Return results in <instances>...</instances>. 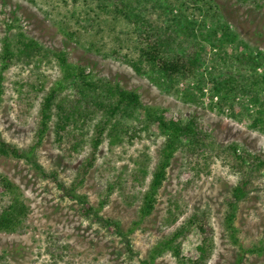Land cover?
Masks as SVG:
<instances>
[{"label":"rangeland","instance_id":"374dc122","mask_svg":"<svg viewBox=\"0 0 264 264\" xmlns=\"http://www.w3.org/2000/svg\"><path fill=\"white\" fill-rule=\"evenodd\" d=\"M124 2L134 13H125ZM179 17L193 22L197 32L198 27L210 31L208 62L199 72L204 78L212 71L213 56L222 52L235 56L240 44L264 53V0H0V68L5 39L16 45L23 34L42 46L30 61L15 57L3 74L0 134L6 142L24 151L36 142L43 101L63 79L61 53H66L68 63L86 67L95 80L136 92L143 106L163 109L169 117L195 120L213 141L194 156L183 149L175 153L154 211L141 218L144 195L167 138L138 125L117 144H110L106 136L94 166L84 174L96 125L102 124L105 114L95 103L90 105L87 125L82 126L81 119L76 127L81 143L75 151L71 148L75 138L68 137L62 144L57 140L54 107L49 129L35 151L37 163L50 177L42 176L26 160L0 155V173L19 187L29 209L19 231L0 232V264H147L157 245L195 216L198 225L212 234L207 264H264V252L249 253L264 248V175L254 181L237 208L235 226L242 251L225 229L232 191L241 179L231 166L228 147L237 144L252 153H264V134L232 118L231 108L224 113L215 109L219 99H212L207 82L197 93L198 102L186 101L184 89L194 90L199 75L178 83L163 81L161 86L131 65L130 60L141 58L146 31L163 34ZM225 26L237 36L236 42L223 39ZM73 92L67 86L59 90L56 103L72 107ZM237 100L244 99L239 95ZM258 109L253 103L247 107L252 114ZM140 168L146 169L145 176L138 174ZM72 184L86 205L66 194ZM84 206L119 222L128 237L86 217ZM187 249L189 258L192 245ZM152 264L179 261L167 251Z\"/></svg>","mask_w":264,"mask_h":264},{"label":"trees","instance_id":"16d2710c","mask_svg":"<svg viewBox=\"0 0 264 264\" xmlns=\"http://www.w3.org/2000/svg\"><path fill=\"white\" fill-rule=\"evenodd\" d=\"M122 6L126 10L125 13H134L131 5H128L127 2H124ZM184 21L180 17L175 18L171 25L167 26V32L163 34L158 31H146L147 37L143 36L144 42H141L140 60L137 62L130 60L134 70L138 74L149 76L152 82L161 86L163 81L169 83L177 81L178 83L180 80L188 81L191 77L199 75L200 78L194 90L184 89L183 96L186 101L198 102L197 93L202 92V87L207 82L212 99L215 97L219 99L215 109L224 113V109L231 108L230 116L232 118L246 123L250 129L258 130L264 134V53L254 51L246 44H240L242 50L240 49V52L235 56H228L226 52L213 56L211 58L213 61L212 71L204 78L205 74L199 72L205 67L206 61L208 62L209 47L212 43L208 36L210 31L198 27L197 32L193 22L187 19ZM170 26L171 29L168 28ZM221 31L223 39L232 42L237 41V36L231 32L228 26L222 28ZM20 36L16 45L9 39L3 41L0 97L3 89V74L13 63V59L18 57L30 61L42 49L36 40L23 34ZM186 39H188L187 43H185ZM59 61L63 69V79L58 87L53 89L43 101L36 142L28 151H24L6 142L0 134V155L26 160L42 176L50 177L37 163L35 151L42 144L49 129L54 107L58 110L56 125L58 142L62 144L68 137L75 138L76 142L71 148L77 151L81 141L78 140L79 134L76 127L81 123V119L82 126L87 125L91 117L90 105L95 103L98 106V111L101 110L105 115L102 124L100 122L96 125L92 152L84 164V174H87L88 170L94 166L97 152L104 143L106 136L110 139V144H117L125 135H128L133 129H137L136 126L138 125L142 129L159 133L168 140L156 171L152 175L149 189L144 195L140 210L141 218L150 216L155 209L158 191L166 181L167 171L175 153L179 149H183L188 155L194 156L200 148L213 145L211 136L202 132L193 119L181 120L169 117L163 109L143 106L140 96L136 92L129 91L120 84H112L110 81L95 80L86 67L68 63L66 53H61ZM234 66L239 69L234 68ZM259 70L262 72L258 73ZM244 71H251L252 75H248ZM66 86L71 87L74 91L75 96L70 101L74 104L72 107L67 102L56 103L59 90L66 88ZM239 95L244 100L236 102ZM249 103H253L259 108L253 114L247 110ZM211 107L214 109V106ZM81 108H86L89 112L85 113L83 109L81 111ZM228 150L230 152L229 157L233 158L231 166L241 175V179L232 191L229 212L225 218V229L232 242L242 251L243 247L239 243L235 226L236 212L239 203L245 200L252 191L254 181L264 175V153H252L240 148L237 144L229 146ZM146 173V169L140 168L138 174L145 176ZM51 176L57 180L56 174ZM134 180L137 181L138 177H135ZM58 184L63 187L59 181ZM76 186V184H72L71 188H66V194L86 205V199L76 194ZM0 189V232H17L23 227L29 209L22 200L19 187L2 173H0ZM83 209L84 215L89 219H94L97 223L107 227H114L120 237L124 239L128 237L123 232L119 222L104 218L99 215L98 210L92 207L85 208L84 206ZM189 245H192L194 252L191 257L187 258L185 250ZM212 248V234L210 235L205 228L198 225V217L195 216L169 239L158 244L149 261L145 263L152 264L157 256L171 251L179 264H207ZM263 252L264 248L249 250V253ZM242 260L243 258L240 257L239 263Z\"/></svg>","mask_w":264,"mask_h":264}]
</instances>
